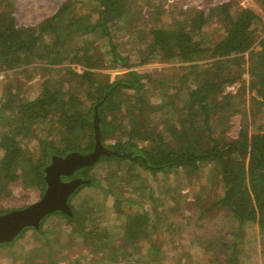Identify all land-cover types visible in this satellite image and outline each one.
<instances>
[{"label": "trees", "instance_id": "trees-1", "mask_svg": "<svg viewBox=\"0 0 264 264\" xmlns=\"http://www.w3.org/2000/svg\"><path fill=\"white\" fill-rule=\"evenodd\" d=\"M257 2L264 12V0ZM229 6L223 3L217 8L224 20V30L216 42L209 43L204 33L205 13L189 9L186 15L181 12L182 17L169 23L156 21L148 30L145 46L136 51L137 60L131 61V56L123 55L115 44L116 30H113L127 21L126 0H68L53 14L32 25L17 24L14 1L0 0V70L21 67L24 71L36 61L45 67L42 77L34 82L36 91L31 97H23L19 86L0 83V120L27 128L36 141L32 147L17 134L0 129V196L9 197V186L15 181L36 187L41 196L45 187L43 169L52 155L92 150L96 107L102 145L122 154L102 156L96 163L124 161L129 164V171L136 165L153 176L182 170L186 179L197 176L199 165H209L220 193L216 197H204L201 203L211 201L201 208L200 218L209 209L227 208L236 228L253 225L264 245V127L260 125L252 133L244 127L236 139L215 137L211 130V121L217 114L238 111L237 96L224 91L228 84L242 77L245 62L248 89L255 91L258 102L264 104V34L260 35L257 29L260 19L245 8L240 9L243 17L233 16ZM100 39L108 45L112 68L127 69L122 75L111 78L101 71L102 55L85 54L98 46ZM159 57L188 64L177 83L170 85L153 78L149 72L133 68ZM65 60L77 62L81 71L60 65ZM59 79L64 80V85L56 92ZM72 80L79 89L69 83ZM147 84L158 88L157 101L141 94ZM48 119L69 127L68 135L54 140L38 133ZM87 130L90 131L87 141L82 143V134ZM96 163L78 169L77 176L90 181L80 186L99 185L88 173ZM114 206L118 209V198L114 199ZM70 208L72 216L57 211L45 217L37 230L26 228L18 237L28 229L45 235L46 219L57 216L70 226L66 233L68 241L86 243L89 252L101 253L100 257L108 254L116 263L131 261L133 256L141 254L144 245L153 263L156 252L163 248L153 242L157 224L148 213L141 211L126 217L118 244L110 245L111 235L101 227L96 205L70 204ZM155 215L160 217L159 213ZM157 230L162 238L164 233ZM58 242L45 236L43 245L31 250L21 264L62 261L63 255L54 246ZM225 246L229 252L224 262L236 264V242ZM76 260L73 264H78Z\"/></svg>", "mask_w": 264, "mask_h": 264}, {"label": "rangeland", "instance_id": "rangeland-1", "mask_svg": "<svg viewBox=\"0 0 264 264\" xmlns=\"http://www.w3.org/2000/svg\"><path fill=\"white\" fill-rule=\"evenodd\" d=\"M13 1V15L17 24L32 25L53 14L60 4L68 0ZM223 3L230 4L233 16L243 17L244 12L240 10L241 8H245L250 14L257 15L260 19L257 26L258 33L264 34V12L257 0H126V4L129 5L126 11L127 21L123 26L119 24L113 28L116 30L115 44L123 55H130L131 61H136V51L145 46L144 40L147 39L148 30L157 23L156 21L169 23L173 18L182 17L183 13L189 9L201 10L205 13L206 22L203 30L209 38V43H214L223 36L224 20L217 9ZM181 12L183 13L180 14ZM102 40H97L98 46L87 50L85 54L102 55L104 69L101 71L110 74L111 78L122 75L127 69L112 68L113 64L109 63L111 58L107 50L108 45ZM60 65H67L77 71L82 69L77 62L69 63L68 60ZM133 68L149 72L153 78L173 85L186 72L188 64L159 57ZM242 68V77L237 80L239 89L235 94L236 102L239 103L238 111L233 114L227 111L219 113L212 119L211 130L215 137L236 139L244 127H247L248 133H252L260 125L264 127V104L258 102L255 91L248 89L247 62ZM24 69L22 71L19 67L15 70H0V83L19 86L23 97H31L36 91L34 82L42 77L45 67L36 61ZM69 83L79 89L78 83L74 80ZM63 85L64 80L59 79L54 90L59 92ZM141 94L152 101H157L160 95L158 88H154V84H147ZM106 116H109L108 112ZM3 128L17 134L22 142L26 141L32 147L36 145L35 139L27 128L14 122L6 123L0 120V129ZM39 129L38 133L48 135L54 140H60L69 133V127L60 125L54 119L43 122ZM89 133L90 131L87 130L82 134V143L87 141ZM106 142L110 143L112 140ZM138 144L140 145L141 142ZM128 167L129 164L124 161L96 163L88 173L99 181V185L79 186L74 192L77 194L73 198L70 197L72 199L69 198L68 203L74 206L80 203L96 205L101 215V227L111 235L110 245L118 244L121 230L127 221L126 217L130 214L135 216L141 211L148 213L150 220L157 224L156 231L159 229L164 233L161 238L159 232L153 231L154 244L163 246L156 252L153 263L149 261L152 258L147 253L145 245L141 254L133 256L129 262L116 263L114 258L112 261L108 258V254V257H100L101 253L89 252V246L86 243L68 241L66 233L70 226L64 218L56 216L46 219L43 226L45 235L28 229L10 245L0 247V264H21L31 250L43 245L45 236L59 240L54 246L55 249H59L58 254L63 255L64 259L56 264H73L77 258L78 264H226L224 257L228 254L229 247L225 244L229 245L232 241L236 242L238 250L236 264H264L262 255L264 245L253 225L245 224L236 228V222L231 218L228 209L224 207L209 209L200 218L201 208L211 201L208 199L201 203L204 197L206 195L216 197L220 193L213 183L209 165H199V173L191 179H186V174L182 170L153 176L136 165L130 171ZM9 187L11 195L0 196V211L21 208L40 197L36 187H27L20 181L11 183ZM115 198L119 199V210L114 206ZM156 213H159L160 217H157ZM56 221H63V223L58 224ZM168 223H172V226L168 227ZM171 237L175 239L171 240ZM200 247L201 250H199Z\"/></svg>", "mask_w": 264, "mask_h": 264}, {"label": "water", "instance_id": "water-1", "mask_svg": "<svg viewBox=\"0 0 264 264\" xmlns=\"http://www.w3.org/2000/svg\"><path fill=\"white\" fill-rule=\"evenodd\" d=\"M98 115L94 108V147L87 153L72 151L63 156L54 155L44 169L45 188L38 200L21 208L0 213V244L13 242L26 228L38 229L42 220L57 211L72 216L68 200L75 190L90 181L82 178L63 181L61 176H71L78 168L96 163L100 157L121 153L104 147L98 129Z\"/></svg>", "mask_w": 264, "mask_h": 264}, {"label": "built area", "instance_id": "built-area-1", "mask_svg": "<svg viewBox=\"0 0 264 264\" xmlns=\"http://www.w3.org/2000/svg\"><path fill=\"white\" fill-rule=\"evenodd\" d=\"M197 7H199V6H197ZM238 89H239V82L235 81L233 83L228 84L225 87V91L224 92H228V93H231V94H236Z\"/></svg>", "mask_w": 264, "mask_h": 264}, {"label": "flooded vegetation", "instance_id": "flooded-vegetation-1", "mask_svg": "<svg viewBox=\"0 0 264 264\" xmlns=\"http://www.w3.org/2000/svg\"><path fill=\"white\" fill-rule=\"evenodd\" d=\"M91 151V150H90ZM87 152H89V151H87ZM87 152H82V153H87ZM67 154V153H66ZM65 155V154H64ZM52 156H54V155H52ZM52 156H51V158H52ZM57 156H63V155H57ZM51 158H50V161H49V163L51 162ZM79 169V168H78ZM78 169H76L75 171H74V173L71 175V176H61V178H62V180L63 181H67V180H70V179H75V178H81V177H79V176H77V171H78ZM83 179V178H82ZM45 188V187H44Z\"/></svg>", "mask_w": 264, "mask_h": 264}, {"label": "crops", "instance_id": "crops-1", "mask_svg": "<svg viewBox=\"0 0 264 264\" xmlns=\"http://www.w3.org/2000/svg\"><path fill=\"white\" fill-rule=\"evenodd\" d=\"M169 246H171V244L169 245ZM178 254V253H177ZM181 256V255H180ZM180 260V258L178 259V261Z\"/></svg>", "mask_w": 264, "mask_h": 264}]
</instances>
